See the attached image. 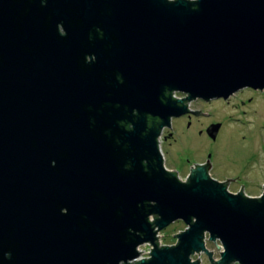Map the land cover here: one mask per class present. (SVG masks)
<instances>
[{
    "label": "water",
    "instance_id": "water-1",
    "mask_svg": "<svg viewBox=\"0 0 264 264\" xmlns=\"http://www.w3.org/2000/svg\"><path fill=\"white\" fill-rule=\"evenodd\" d=\"M245 88L264 0H0V264H264V193L211 163L184 181L160 145L188 103Z\"/></svg>",
    "mask_w": 264,
    "mask_h": 264
},
{
    "label": "rangeland",
    "instance_id": "rangeland-1",
    "mask_svg": "<svg viewBox=\"0 0 264 264\" xmlns=\"http://www.w3.org/2000/svg\"><path fill=\"white\" fill-rule=\"evenodd\" d=\"M179 98L186 97L177 93ZM193 110L205 113L195 117L191 129L187 120L175 125V136L164 140L160 138L162 151L165 152L169 167L179 168L180 178L186 179L194 162H203L212 155L211 164L213 178L224 182L228 178L235 179L229 183V190L238 193L244 185L245 193L252 197H260L264 193V90L245 88L235 93L229 99L204 101L201 99L190 102ZM212 124H221V131L216 141L206 130ZM200 131L203 134L200 135ZM185 164V167H182ZM239 177V178H238ZM187 225L176 222L159 233L161 245H176L177 236L185 231ZM220 241H207L208 248L214 253L215 260L221 257ZM142 258H148L151 252L149 244L141 246ZM197 261L198 255L193 257ZM201 264H212L209 257L202 253L199 256ZM239 264V263H234Z\"/></svg>",
    "mask_w": 264,
    "mask_h": 264
},
{
    "label": "flooded vegetation",
    "instance_id": "flooded-vegetation-1",
    "mask_svg": "<svg viewBox=\"0 0 264 264\" xmlns=\"http://www.w3.org/2000/svg\"><path fill=\"white\" fill-rule=\"evenodd\" d=\"M174 97L178 98L177 94H175ZM188 106H189V113L188 114H185V115H183L181 117H175V118H173L172 121H171V127H165L163 129L162 134H161V138H164V140H168L169 138H173L174 141L177 142L179 138L177 136H175V132H173V131L175 130V125L177 123L180 124L184 120H187V124H186L187 128L188 129H191L192 128L193 121H194L195 117L201 116V114H203V113L194 111L191 108V106L189 105V103H188ZM154 122H158V120H152L151 121V123H154ZM213 125H215V124L210 125V127L206 130L207 134L211 138H213V137L210 135V131H211V127ZM220 131H221V128H220L219 132L217 133L216 137L213 138L214 141H216L218 139V136H219ZM201 134H203V131H200V135ZM161 151H162V149H161ZM162 154H163L164 164H165L166 169L169 170V171H172V172H176L179 175L180 174L179 168H175L174 170H172L169 167V165H168V159L166 157L165 152L162 151ZM211 159H212V155L209 154L208 159L206 161H203V162H200V163L199 162H194L195 163L194 164L195 166H193V165H191L193 162H191L190 159L188 158L187 164L188 165L190 164L191 169H190V174H188L186 176V179L190 177V175L192 174L193 169H195V168H197L199 166L209 165L211 163L210 162ZM185 166H186L185 164H182V167H185ZM209 167H211L210 169H211V172H212L213 169H214L213 168V165L211 164V166H209ZM179 177H180V175H179Z\"/></svg>",
    "mask_w": 264,
    "mask_h": 264
},
{
    "label": "built area",
    "instance_id": "built-area-1",
    "mask_svg": "<svg viewBox=\"0 0 264 264\" xmlns=\"http://www.w3.org/2000/svg\"><path fill=\"white\" fill-rule=\"evenodd\" d=\"M181 179H182V178H181ZM182 180H183V179H182ZM186 180H187V179H184V181H186ZM159 237H160V236H159ZM149 245H150V244H149ZM150 246H151V245H150ZM140 251H141V247H140ZM151 251H152V246H151ZM141 252H142V251H141ZM150 253H151V252H150ZM149 257H150V254H149ZM149 257H148V258H149ZM140 258H141V257H140ZM140 258H139V259H140ZM142 259H143V258H142ZM193 260H194V259H193Z\"/></svg>",
    "mask_w": 264,
    "mask_h": 264
},
{
    "label": "bare ground",
    "instance_id": "bare-ground-1",
    "mask_svg": "<svg viewBox=\"0 0 264 264\" xmlns=\"http://www.w3.org/2000/svg\"><path fill=\"white\" fill-rule=\"evenodd\" d=\"M208 246V245H207Z\"/></svg>",
    "mask_w": 264,
    "mask_h": 264
}]
</instances>
